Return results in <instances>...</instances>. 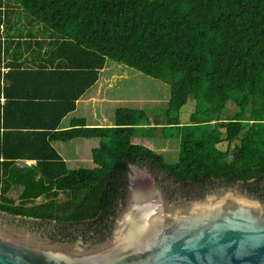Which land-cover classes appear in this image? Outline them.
<instances>
[{"label": "trees", "instance_id": "1", "mask_svg": "<svg viewBox=\"0 0 264 264\" xmlns=\"http://www.w3.org/2000/svg\"><path fill=\"white\" fill-rule=\"evenodd\" d=\"M108 59L169 85L164 123L130 107L109 126L66 119ZM165 127L182 130L172 164L132 142ZM76 137L99 139L96 166L69 169L52 145ZM130 164L171 200L233 185L264 198V0H0V212L57 224L113 214Z\"/></svg>", "mask_w": 264, "mask_h": 264}, {"label": "water", "instance_id": "2", "mask_svg": "<svg viewBox=\"0 0 264 264\" xmlns=\"http://www.w3.org/2000/svg\"><path fill=\"white\" fill-rule=\"evenodd\" d=\"M0 264H264V198L233 185L170 200L130 164L112 227L50 233L0 219Z\"/></svg>", "mask_w": 264, "mask_h": 264}, {"label": "rangeland", "instance_id": "3", "mask_svg": "<svg viewBox=\"0 0 264 264\" xmlns=\"http://www.w3.org/2000/svg\"><path fill=\"white\" fill-rule=\"evenodd\" d=\"M105 66L104 72L106 69H112L111 72H113H106L105 75L103 74L104 72L100 73L101 78L105 76L109 78L110 81V84L104 91V96L109 101V103H105L108 105L107 111L109 114H111L112 111L114 112L113 109L117 107L142 108L148 111L153 119L156 118L161 123L165 122L164 113L170 96V87L168 84L110 59L107 60ZM110 74H112V76L108 77ZM228 107L230 111L233 105L229 103ZM193 109L194 101L189 99L178 113L181 124L189 122V117ZM113 114L112 120L114 119ZM142 131H144V129ZM180 132H182V130L180 131L178 128L165 127L155 130H145V136L148 140L153 141L154 144H167L171 147V149L164 152L162 156L166 163L172 164L178 160L180 140L178 134ZM163 133L165 134L164 136L162 135ZM135 136L137 137L138 135H134L133 137ZM218 147L225 148L226 144L223 142L218 145ZM89 165L90 163L87 166ZM39 202L40 199H38L36 203Z\"/></svg>", "mask_w": 264, "mask_h": 264}, {"label": "crops", "instance_id": "4", "mask_svg": "<svg viewBox=\"0 0 264 264\" xmlns=\"http://www.w3.org/2000/svg\"><path fill=\"white\" fill-rule=\"evenodd\" d=\"M9 33H13V29H11ZM105 67L106 66H104V68ZM104 68L100 70L97 81L76 101L75 109L66 115L67 120L72 118H83L87 126H109L114 123V119L112 120V114L114 112L112 111V113L109 114L107 111L108 105L105 104L109 103V101L104 96V91L110 84V81L109 78L105 76L101 78L100 76V73L104 72ZM2 70L6 71V68L2 67ZM111 70L112 69H106L103 74L105 75L106 72L113 73ZM110 76H112V74H110L108 77ZM115 109L113 110L115 111ZM135 137L132 138L133 143L145 145L159 154L163 155L164 152H167L171 149V147L167 144H154V142L148 140L146 136L138 135L136 138ZM66 142L53 141L52 145L63 158V160H65L69 169L78 167L92 168L96 166V164L93 162L91 152L93 148H96L99 145L98 138L76 137ZM24 162L26 164L34 163V161L29 160ZM89 163L90 165L87 166Z\"/></svg>", "mask_w": 264, "mask_h": 264}, {"label": "flooded vegetation", "instance_id": "5", "mask_svg": "<svg viewBox=\"0 0 264 264\" xmlns=\"http://www.w3.org/2000/svg\"><path fill=\"white\" fill-rule=\"evenodd\" d=\"M79 168V167H78ZM75 169V168H74ZM244 192L249 193L246 190ZM205 195V194H204ZM255 195V194H252ZM257 196V195H255ZM259 197V195H258ZM181 198V197H177ZM65 196L62 193H59L56 196V201L60 204L64 203ZM176 199V198H175ZM171 200V199H170ZM40 203V202H39ZM34 203V204H39ZM124 203V199H119L118 202L112 205L113 214H108L106 209L101 210L98 215L95 217L94 221H84L70 224H57L55 221H47L38 218H33L30 216H19L12 215L9 213L0 212V219L21 223L29 225L50 233H79V234H90L104 231L114 225V221L121 210V205ZM32 204H28V207Z\"/></svg>", "mask_w": 264, "mask_h": 264}]
</instances>
